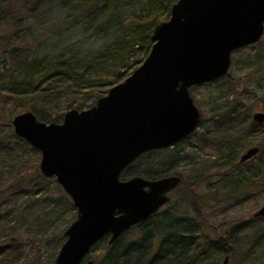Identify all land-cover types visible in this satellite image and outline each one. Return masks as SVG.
Masks as SVG:
<instances>
[{
	"label": "water",
	"instance_id": "1",
	"mask_svg": "<svg viewBox=\"0 0 264 264\" xmlns=\"http://www.w3.org/2000/svg\"><path fill=\"white\" fill-rule=\"evenodd\" d=\"M263 38L264 0H178L153 30L148 57L94 106L67 111L62 123L31 111L14 117L15 135L41 154L40 173L77 210L55 264H95L88 257L100 242L114 244L170 202L181 177L123 173L148 153L182 146L202 123L191 90L225 78L233 54ZM253 120L263 125L264 113ZM259 152L249 149L240 163ZM254 218H264V206Z\"/></svg>",
	"mask_w": 264,
	"mask_h": 264
},
{
	"label": "trees",
	"instance_id": "2",
	"mask_svg": "<svg viewBox=\"0 0 264 264\" xmlns=\"http://www.w3.org/2000/svg\"><path fill=\"white\" fill-rule=\"evenodd\" d=\"M55 2L59 3L62 17L68 25L80 24L84 35L99 36L104 45L90 53L55 47L50 56H41L38 51L45 41H42L43 35L36 36L34 30L37 25L34 27L31 22L33 19L41 20L43 9ZM173 3L175 4V0H170L163 9L158 7L148 16L136 17L127 23L122 17L126 7L125 0H0V23H11L8 31L0 35V52L5 58L0 65V107L11 106L16 111H32L39 121L47 124L58 122L63 113L71 109L81 111L92 107L112 87L132 74L128 70H136V66L148 57L152 48L150 38L153 30L162 20L170 18ZM144 24L148 26L141 29ZM254 46L263 47V44L259 42ZM218 82L220 80L206 85ZM201 107L205 108L203 105ZM211 115L213 129L202 133L199 131L204 122L202 115V123L194 133L204 143L200 147L217 160L228 156L230 158V155L237 157L247 148L258 147L260 152L252 160L244 164L235 162L231 166L233 171L241 172L242 166L256 160V176L252 170L243 172L242 175L249 182L258 180L264 175V124L254 122L252 109L241 104L231 105L223 112L212 111ZM19 141H22L24 148L29 147L25 141ZM205 144L209 147H205ZM175 149L177 148L168 150ZM4 150L7 148L0 145V155L2 152L6 153L3 156L5 160L11 153ZM28 169L29 166L23 165L17 170L16 178H23V173ZM127 170L122 178L127 176ZM137 176L141 174L138 173ZM42 179L45 180L43 177ZM183 182L181 177L178 189L182 188ZM233 183L234 188L223 195L225 201L241 189L239 178L236 177ZM194 184L197 183L192 182L187 187L192 190ZM57 188L65 201L57 216V220L62 221L68 209H75L63 190L59 186ZM1 210L0 207V213H6L0 215V227L5 230L10 220L7 212ZM166 215L168 216L162 220V225L156 223L154 231L139 232L136 241L117 248L126 236L124 235L114 244H108L115 247L105 256L104 264H221L226 258L229 259V264H264V231H238L241 228H235L227 231L224 237L214 238L213 233L204 235L200 226L191 219H174L171 212ZM199 218L202 219L201 215ZM151 220L153 217L139 226H147ZM257 220H252L251 223L254 224ZM54 222L51 223L53 226ZM245 232H248L245 238L247 242L241 247ZM8 238L4 240V236H0V264H31L34 256L24 254L18 244ZM64 243L61 239L55 241L51 260L45 264H54L57 251Z\"/></svg>",
	"mask_w": 264,
	"mask_h": 264
},
{
	"label": "rangeland",
	"instance_id": "3",
	"mask_svg": "<svg viewBox=\"0 0 264 264\" xmlns=\"http://www.w3.org/2000/svg\"><path fill=\"white\" fill-rule=\"evenodd\" d=\"M125 1L126 7L122 17L128 23L136 17L148 16L158 7L163 9L170 0ZM177 1L175 0V3ZM62 16L59 3L55 2L43 9L41 20L33 19L31 22L34 27L37 25L34 30L36 36L43 35L42 41H45L38 51L41 56L46 54L50 56L55 47L61 50L75 49L74 51L90 53L104 45L103 40H99V36L84 35V29L80 24L68 25ZM169 19H164L162 22ZM10 26L9 22H1L0 35H4ZM146 26L148 24L142 25L141 29H145ZM143 39H145L144 35ZM261 43L263 47L250 46L236 51L229 74L220 79L217 84L194 87L191 95L202 112L204 120L199 129L201 133L207 129H213L212 111L223 112L234 104L251 108L253 115L256 112L264 113V54H262L264 50L261 49L264 48V38ZM4 61L5 58L0 52V65ZM140 65L138 64L136 68ZM134 70L135 68L128 70V73H133ZM201 105L206 109L204 110ZM22 112L24 110L16 111L11 106L0 107V145L7 148L8 151H4L11 153L5 160L3 156L6 153L2 152L0 155V207L7 212L10 220L5 230L4 227H0V236H4V240L8 237L13 239L14 244H18L24 254L34 256L31 264H45L51 260L56 246L55 241L57 239H61L63 243L66 241L64 233L76 220L77 210L68 209L64 216L65 221L57 220L59 212L62 211L60 206L65 204L63 195L57 188L59 185L55 179H46L40 173V152L30 144L29 147L24 148L21 145L22 141H19L22 139L14 133L12 121ZM64 115L55 123H62ZM9 124H11L10 128ZM202 144L204 143H201V139L193 134L177 149L147 154L127 170L128 172L125 173L127 176H123V180H129L138 173L146 179L175 175L182 177L184 185L172 195V202L160 210L149 222L150 224L131 230L117 248L136 241L141 231H154L155 224L162 225V220L167 218L168 212L174 215V219L188 218L195 221L204 235L213 233L214 238L224 237L227 231L235 228H241L238 231H264V218H258V220L254 218V214L264 206V175L250 182L245 175H242L243 172L252 170L256 176V160L242 166L241 172L231 169L232 164L235 162L239 164L241 156L255 146L245 149L237 157L230 155V158L228 156L226 159L217 160L200 147ZM205 147L208 148L209 145L205 144ZM23 165L29 166V169L23 173V178L18 179L16 178L17 170ZM236 177L241 181V189L225 201L223 195L234 188L233 181ZM192 182L197 184H194V189L191 190L187 185ZM190 201L194 204H190ZM0 215H6V213L2 212ZM255 219L257 221L252 224V220ZM53 222L55 226L51 224ZM247 233L242 235L241 247L247 242H245ZM114 247L109 246L106 239L91 251L88 259L95 264H104L105 256ZM59 251L60 249L57 252Z\"/></svg>",
	"mask_w": 264,
	"mask_h": 264
},
{
	"label": "flooded vegetation",
	"instance_id": "4",
	"mask_svg": "<svg viewBox=\"0 0 264 264\" xmlns=\"http://www.w3.org/2000/svg\"><path fill=\"white\" fill-rule=\"evenodd\" d=\"M250 149H251V148H250ZM251 160H252V159H251ZM249 161H250V160H249ZM247 162H248V161H247ZM241 164H242V163H241ZM243 164H244V163H243ZM170 176H175V175H170ZM170 176H167V177H170ZM165 177H166V176H165ZM165 177L156 178V179H148V180H159V179H162V178H165ZM178 188H179V187H178ZM178 188H176L175 190H173L172 192L169 193L170 202H169L168 204H166L165 206H163L160 210H162L163 208H165L166 206H168V205L172 202V197H173L172 195H173L175 192H177ZM160 210H159V212H160ZM159 212H158V213H159ZM158 213H157V214H158ZM157 214H156V215H157ZM153 217H154V216H153ZM150 219H151V218H150ZM150 219H149V220H150ZM149 220H148V221H149ZM145 223H146V222H145ZM136 227H137V226H136ZM134 228H135V227H134ZM134 228H133V229H134ZM133 229H132V230H133Z\"/></svg>",
	"mask_w": 264,
	"mask_h": 264
}]
</instances>
